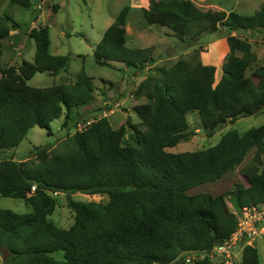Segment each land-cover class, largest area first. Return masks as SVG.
I'll list each match as a JSON object with an SVG mask.
<instances>
[{
    "label": "trees",
    "instance_id": "1",
    "mask_svg": "<svg viewBox=\"0 0 264 264\" xmlns=\"http://www.w3.org/2000/svg\"><path fill=\"white\" fill-rule=\"evenodd\" d=\"M29 8L31 0H10ZM149 25H161L178 39L197 37L223 28L229 49L216 83V68L201 63L178 61L168 69L154 68L131 92L133 99L146 102L133 106L138 123L130 118L112 128L106 117L86 118L82 111L94 99L93 78L82 68L73 84L34 88L27 84L36 74L57 76L69 68L68 56L50 53L47 26L31 29L34 41L32 62L22 60L15 70L0 66V151L16 149L27 133L37 127L52 134L50 124L63 118L62 127L85 124L72 137V151L50 159V146L33 147L29 157L40 166L28 169L13 158L0 160V196L25 201L31 212L17 214L0 210V250L3 264H178L186 255H204L193 264L213 263L207 256L236 230L237 219L225 211L223 198L233 196L238 210L264 204V124L243 134L224 133L219 141L194 152L170 153L188 141L187 116L198 114L207 137L217 129L253 116L264 109V65L246 76L256 60L251 45L229 33L264 31V4L252 16L235 12L204 10L190 0H172L152 12L141 9ZM124 6L96 44V65L123 64L136 72L151 67L152 48L126 46ZM34 21L37 20L35 16ZM20 25L7 15L0 18V42L14 37ZM241 54V56H239ZM1 58V50H0ZM82 110V111H81ZM253 181L236 183L218 196L187 191L213 184L240 166ZM63 194L74 213L73 224L58 228L48 220ZM75 193L104 195L106 203L77 202ZM55 254H61L56 258ZM240 264H259L257 249L245 245Z\"/></svg>",
    "mask_w": 264,
    "mask_h": 264
},
{
    "label": "rangeland",
    "instance_id": "2",
    "mask_svg": "<svg viewBox=\"0 0 264 264\" xmlns=\"http://www.w3.org/2000/svg\"><path fill=\"white\" fill-rule=\"evenodd\" d=\"M152 1V12L155 8L172 0H31L30 7L23 8L12 4L10 0H0V18L7 15L20 25L12 33L14 37L0 42L2 68L12 67L15 70L22 60L32 62L35 54V44L29 38V31L33 28L47 26L50 36V53L55 56H68L69 68L57 76L46 73L36 74L27 84L34 88H47L58 84H73L77 75L83 68L85 73L93 78L94 99L92 109L82 111L86 118L106 117L112 128L122 125L127 118L132 123L139 120L133 112V106L145 103V99L134 100L131 92L146 77L153 76L154 68L168 69L176 62L182 60L191 64L201 63L216 68V83L218 82L224 58L229 52L226 37L227 31L223 28L204 33L197 37H185L178 39L172 32L161 25H149L142 17L141 9H148ZM197 6V2L205 0H190ZM264 4V0H206L201 7L204 10L235 12L241 16H252ZM130 7L126 19V39L128 48H152L154 64L143 70L135 71L127 69L123 64L111 63L109 67L96 65L93 50L101 40L105 30L113 23L115 17L124 6ZM37 17L34 21L33 18ZM251 45V52L256 55V60L250 65L246 76L251 77L254 83L258 78L254 71L258 66L264 65V31L250 32L240 30L229 33ZM241 56V54H239ZM116 102L119 104L115 106ZM189 130L193 136L188 141H182L173 148H168L170 153L194 152L215 145L220 137L229 130H237L243 134L250 128L264 124V109L258 114L238 119L234 124H227L217 129L212 137H207L202 129L198 114L190 113L187 116ZM63 118L53 121L50 126L52 134L46 130L34 127L31 129L20 145L13 150L0 151V160L13 158L25 163L28 169L40 166L35 157H29L33 147L50 146V159L56 155H66L72 151V135L74 129L62 127ZM91 121V120H89ZM254 150L250 151L244 162L234 171L224 175L222 179L213 184H204L187 191L188 196L197 194H210L218 196L232 189L236 183L248 186L252 179L243 175L241 170L251 159ZM56 201L55 209L48 220L58 228H69L74 221V213L66 204L63 194H51ZM71 198L77 202L106 203L104 195L88 196L83 193H75ZM226 212L233 213L236 219L239 210L234 205L233 196L226 195L223 198ZM0 210H10L17 214L31 212L30 206L23 200L4 198L0 196ZM241 210V209H240ZM264 221V216L262 217ZM257 249L259 264H264V237L259 235L251 243ZM241 246L232 249L231 258L210 253L207 255L213 263L240 264ZM199 260L204 255L198 256L191 253ZM60 258L61 254H55ZM188 256V255H186ZM5 252L0 250V264L4 263ZM194 261V260H193ZM192 261V262H193ZM180 260L178 264L183 263Z\"/></svg>",
    "mask_w": 264,
    "mask_h": 264
},
{
    "label": "built area",
    "instance_id": "3",
    "mask_svg": "<svg viewBox=\"0 0 264 264\" xmlns=\"http://www.w3.org/2000/svg\"><path fill=\"white\" fill-rule=\"evenodd\" d=\"M91 122L92 120L89 122L87 121L85 124L78 123L75 131L81 132L85 129V126H88ZM263 216L264 204L239 210L236 230L231 234L229 239L222 244L215 245L211 250V253L221 256L225 255L226 258H231L233 248L238 246L243 248L245 245H251L259 235L264 237ZM198 256L203 257L202 255ZM193 260H198V258L192 255L185 257V263L193 264Z\"/></svg>",
    "mask_w": 264,
    "mask_h": 264
},
{
    "label": "crops",
    "instance_id": "4",
    "mask_svg": "<svg viewBox=\"0 0 264 264\" xmlns=\"http://www.w3.org/2000/svg\"><path fill=\"white\" fill-rule=\"evenodd\" d=\"M194 3V2H193ZM204 3H206V0L204 1V2H197V4L199 5V6H201V7H203V4ZM119 104L116 102V104H115V106H118ZM92 109V106L90 105V106H88V107H86L84 110H91ZM219 195H221V194H219ZM213 197H215V196H213ZM234 201V200H233Z\"/></svg>",
    "mask_w": 264,
    "mask_h": 264
}]
</instances>
